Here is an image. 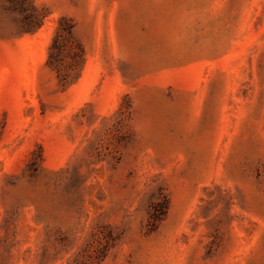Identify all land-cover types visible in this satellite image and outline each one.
<instances>
[{
    "label": "rangeland",
    "instance_id": "374dc122",
    "mask_svg": "<svg viewBox=\"0 0 264 264\" xmlns=\"http://www.w3.org/2000/svg\"><path fill=\"white\" fill-rule=\"evenodd\" d=\"M0 264H264V0H0Z\"/></svg>",
    "mask_w": 264,
    "mask_h": 264
}]
</instances>
